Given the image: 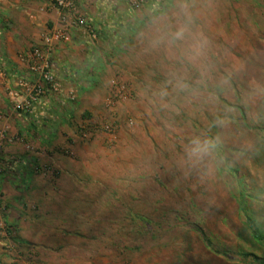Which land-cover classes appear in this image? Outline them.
I'll list each match as a JSON object with an SVG mask.
<instances>
[{"label": "rangeland", "instance_id": "obj_1", "mask_svg": "<svg viewBox=\"0 0 264 264\" xmlns=\"http://www.w3.org/2000/svg\"><path fill=\"white\" fill-rule=\"evenodd\" d=\"M157 1H126L135 18L144 16L163 32L141 26L131 36L139 49L131 53L122 35H114L121 56L103 61L115 77L104 73L95 91L98 110L81 104L71 110L79 93L61 86L55 100L45 96L34 107L29 119L38 132L5 129L0 252L11 264H40L29 252L33 243L19 245L16 225L6 222L17 201L35 207L34 195L17 192L35 181L52 185L72 170L89 176L79 180L89 188L123 192L115 195L120 207L101 205L94 213L97 226L65 228L87 241L72 243L70 259L80 260L74 258L81 251L91 254L89 264H259L244 254L264 261V0ZM180 29L184 35L176 39ZM109 39L87 42L96 51ZM114 83L122 99L109 106ZM107 124L114 137L103 132ZM28 138L48 142L42 151ZM195 141L213 147L194 154ZM9 145L23 146L25 160L8 157Z\"/></svg>", "mask_w": 264, "mask_h": 264}, {"label": "crops", "instance_id": "obj_2", "mask_svg": "<svg viewBox=\"0 0 264 264\" xmlns=\"http://www.w3.org/2000/svg\"><path fill=\"white\" fill-rule=\"evenodd\" d=\"M126 1L129 0H79L80 13L94 25L100 36L109 35V42L106 45L98 42L99 46L95 51L88 45L89 37L83 30H72L71 39L59 43L53 51L52 66L61 86L67 89L74 88L79 93L78 102L71 108L73 111H78L79 104L89 110H98L95 105L98 104L100 92L95 91L99 90L100 81L105 72L115 75L113 71L108 70L109 66L103 61L105 58L111 61V58L116 59L121 56L118 52L122 51V47L115 48V43L118 42L114 43V35H122L123 46L130 45L129 48L124 49L131 53L134 49H139L138 45L134 48L135 42L131 36L136 39L141 26H144L147 32L151 29L163 32V29L148 26L146 17L139 15L135 18L136 14H133L129 2L126 3ZM166 18V16L160 17L158 21ZM60 19V12L51 0H0V129L2 131L9 128L13 133L27 131L33 135V132L40 130L30 122L29 118L32 116L15 110L8 97V91L24 89H19V86L21 80H30L26 78L31 73L27 60L29 54L34 48L44 46V38L51 30L60 26ZM110 90L112 93L113 88ZM21 96L24 97V95ZM51 98L52 101L55 100L53 95H50L49 99ZM48 109L44 108V111L47 112ZM54 109L55 106L52 105V110ZM75 115L71 113L67 119L72 120ZM63 130L66 131V128ZM58 136L61 137L62 134L58 132ZM31 140L28 138V143L42 148V151L48 142H44V138ZM48 146L50 149L53 145L48 143ZM22 147L9 145L4 153L8 154V157L13 156L19 162L25 160L28 155ZM39 157L47 160L45 155H39ZM48 159L51 160L50 157ZM52 161L63 166V163L58 160ZM23 177L24 174L18 176L21 179ZM88 177L81 171H63L61 177L52 182V185L35 181V185L31 186L29 191L25 192L21 189V193L17 192L21 197L34 195L35 207L27 209L24 204L17 201L14 208L8 209L10 217L6 218V222L16 225L19 245L33 243L29 252L33 258L38 259L40 264H89L85 262L91 255L87 252L75 253L77 258L74 259L79 258L81 261L70 259L72 243H83L86 240L83 237L85 235L73 236L65 228L81 229L97 226L98 222L96 223L97 218L94 213L101 209V205L103 209L109 211L120 207L115 195H121L120 192L123 191L119 187L110 186L89 188L79 181ZM1 189L5 194L8 191V189L5 190L4 185ZM52 196L55 198L52 199ZM27 207H29L28 204ZM31 211L34 212L31 213ZM32 227L31 233L27 231L26 228ZM11 263L14 261L9 258L7 252H0V264Z\"/></svg>", "mask_w": 264, "mask_h": 264}, {"label": "built area", "instance_id": "obj_3", "mask_svg": "<svg viewBox=\"0 0 264 264\" xmlns=\"http://www.w3.org/2000/svg\"><path fill=\"white\" fill-rule=\"evenodd\" d=\"M51 2L60 12V26L48 33L44 38L43 47H36L29 54L27 60L33 79H30L31 81L27 79L21 80L19 89L24 88L22 91L13 89L8 91V97L13 103L15 110L25 114H32L34 107L38 106L45 96H56L61 91V85L51 64V57L55 47L63 41H69L71 32L74 29L83 30L85 35L93 42L97 41L99 37L94 25L80 13L78 8L79 0H51ZM112 88L113 95L108 102L109 106H114L118 99H122L116 83L113 84ZM21 95H24V97L22 98ZM70 99L74 100L75 96L72 95ZM102 129L109 137L116 135V129L112 125L107 124ZM83 135L84 138H88V134ZM6 139V131L0 132V153Z\"/></svg>", "mask_w": 264, "mask_h": 264}, {"label": "clouds", "instance_id": "obj_4", "mask_svg": "<svg viewBox=\"0 0 264 264\" xmlns=\"http://www.w3.org/2000/svg\"><path fill=\"white\" fill-rule=\"evenodd\" d=\"M183 35H184V29H180L175 33V38L181 39ZM194 145L195 146L192 149V152L194 154H208L213 147V144L211 141H204L203 143L199 141H195Z\"/></svg>", "mask_w": 264, "mask_h": 264}, {"label": "trees", "instance_id": "obj_5", "mask_svg": "<svg viewBox=\"0 0 264 264\" xmlns=\"http://www.w3.org/2000/svg\"><path fill=\"white\" fill-rule=\"evenodd\" d=\"M158 2V1H157ZM239 110H240V112H241V115L242 116H244V113H243V111L239 108ZM26 115H31V114H26ZM257 240L258 241H260V240H262L260 237H257ZM244 256L245 257H252V258H254V260L257 262V263H259V264H264V261L263 260H261V259H259V258H257L256 256H253V255H248V254H244Z\"/></svg>", "mask_w": 264, "mask_h": 264}]
</instances>
